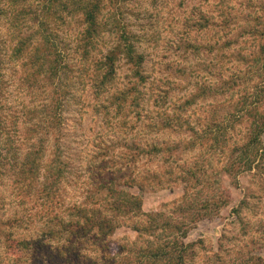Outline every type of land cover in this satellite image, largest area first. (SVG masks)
Segmentation results:
<instances>
[{
    "label": "rangeland",
    "instance_id": "obj_1",
    "mask_svg": "<svg viewBox=\"0 0 264 264\" xmlns=\"http://www.w3.org/2000/svg\"><path fill=\"white\" fill-rule=\"evenodd\" d=\"M19 7L0 0V37L7 46L0 264H260L254 257L264 260V136L262 170L233 177L225 166L249 122L228 114L251 98L264 75L257 56L264 36L252 32L264 25V0H106L104 30L89 60L80 58L75 18L52 24L69 69L42 92L29 87L23 73L20 80L8 54L18 34L37 28V7L23 19L14 17ZM127 41L143 56L144 80L132 76L121 57L113 81L98 89L95 60ZM230 77L236 84L228 87L223 82ZM48 96L60 104L55 126L32 114ZM14 113L16 124L9 122ZM153 144L158 151H151ZM28 152L37 166L21 175ZM101 185L137 196L140 212L111 210ZM206 199L226 202L195 223L180 211L186 202ZM74 205L112 215L113 232L66 239L56 217L68 218ZM181 219V229L154 228ZM166 243L184 257L137 258L140 249Z\"/></svg>",
    "mask_w": 264,
    "mask_h": 264
},
{
    "label": "trees",
    "instance_id": "obj_2",
    "mask_svg": "<svg viewBox=\"0 0 264 264\" xmlns=\"http://www.w3.org/2000/svg\"><path fill=\"white\" fill-rule=\"evenodd\" d=\"M10 1L12 3H20L22 6L14 11L15 18H25V15L30 13L29 8H31V5L38 9L37 12L34 11L35 16L33 17L35 22H37V28L34 29V31H31V28H29L26 34H18L17 38L15 37L16 40L13 42L12 50L8 53L9 57H13V62L18 63L19 66V70L14 69V72H20V75L23 73V75H25L24 81L29 87H35L40 91L46 90L47 87H54L55 80L57 81L59 79L58 75H60V72L65 68L69 69L68 64L62 61L64 55L61 50H59L58 45H56V37L54 34H51L54 30L52 24H55L56 21L63 23L68 18L76 19L75 22L77 23V29L74 30V35L76 38V45L81 51L80 58L84 60H89L91 58V53H93L92 49L96 46L97 39L101 36L104 30L105 24L102 21L101 14L106 0ZM263 27L264 25H260V28H257V30L252 32L258 33L259 37H262L264 36ZM120 37H123V35H120ZM260 45L257 56L260 59H263L264 67V42L261 41ZM6 48V40L0 37V125L2 127L4 126L3 121L6 120L7 117V114L5 116L3 115L5 114V107L1 99L4 98V93L2 91H4L7 86L6 79L1 74V69L5 67L2 58L3 56H6L7 58ZM121 57H124L126 61L132 65V76H137L144 80V76L141 74L139 68L143 56L134 53V48L129 41L124 44L115 42L113 46L108 47L102 57L95 60V70L98 71L97 76H99L97 82L98 89H100L101 85H109L113 81L116 74L117 62ZM240 59L244 62L247 61L245 57ZM259 76L260 80H258L256 88L251 94V98L243 100L238 106L236 104L228 114L229 116L234 115L238 120L245 118L246 121H249L245 126L246 132H244L241 143L236 144L233 150H231L229 154V158H231L225 166V171L233 177L242 171L252 169L259 171L263 169L262 138L264 136V75ZM19 78L22 81V75ZM223 84L229 87V85H235L236 80H234L233 77H230L227 78ZM135 88L136 86L132 85L131 88H126V90L128 89L131 91ZM120 94H122V92ZM114 98L116 100L120 99L119 95H114ZM58 105L60 104L55 101L54 98L48 96L42 102L41 108H39V110L34 109L32 114L39 117L37 122L40 120V124H42V121L45 122L44 119L50 118V122L52 121V125L55 126L60 118L58 111H56ZM10 117L11 120L9 119V122L16 124L18 115L16 116L14 113ZM47 121H49V119H47ZM37 122L34 125H38ZM1 126L0 134L2 133ZM28 131V134L30 135H28L26 141L31 139V129H28ZM154 150H159L156 144H153L151 147V151ZM135 159H133L132 162ZM21 165L19 174H23L25 169L30 171L32 167L34 168L37 166V164L35 165L34 160H30L29 152L27 156L24 157ZM131 181H134V179L132 178ZM100 188L106 189L107 204L111 210L124 215L140 212L141 200L137 196L126 192L123 188L117 189L108 185H104L103 187L101 185ZM225 202L226 200L217 204V201L213 200L212 202L209 199L204 200L201 205L198 203L193 204V202H186L183 206H180V211L188 213V220L195 223L197 220L210 216L215 210H218V207L225 204ZM70 209L71 210L68 212V218L64 219L63 217H56L62 233H66L67 235L65 236L66 239H71L72 237L75 238L91 230H96L97 232L106 235L112 233L115 228V224L111 222L113 216L103 215L101 210L96 206L94 209H89L86 206L74 205L71 206ZM184 225L185 222L182 219L179 221L163 220L160 221L159 224L157 223V226H154V228H162L165 230V228L168 227L173 230H178ZM19 243L25 244L26 242L20 241ZM170 243L140 249L137 258L139 260L144 258L146 262H150L154 258H170L172 260L174 258L176 260H181V258L184 257V254L180 253L176 256L172 254L167 248ZM118 251L120 252V248L117 249L116 253H118ZM254 258L260 264L264 263V260L261 257L256 256ZM110 261V264H117L114 259H111ZM165 263L171 264L173 262Z\"/></svg>",
    "mask_w": 264,
    "mask_h": 264
}]
</instances>
